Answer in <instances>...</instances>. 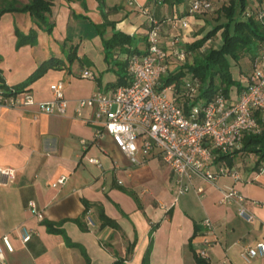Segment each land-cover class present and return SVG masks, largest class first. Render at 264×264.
<instances>
[{
	"label": "crops",
	"instance_id": "0c3cea01",
	"mask_svg": "<svg viewBox=\"0 0 264 264\" xmlns=\"http://www.w3.org/2000/svg\"><path fill=\"white\" fill-rule=\"evenodd\" d=\"M9 1L0 0V8ZM17 1V6L31 2ZM52 9L49 20L56 30L51 34L27 11L9 10L0 19V68L6 83L24 82L42 61L57 56L61 66L52 67L29 88L37 101H51L53 83L65 81L70 99L66 115L48 114L37 105L0 108V166L17 170L14 179L0 171V240L7 233L15 244L14 252L4 248L6 257L0 264H88L82 248L92 264H116L118 259L144 264L151 243V264H199L192 244L199 254L207 247L205 239L213 243L208 252L212 264H264L262 255L250 261L243 256L264 242V172L257 161L236 162L243 172L240 180L228 174L212 182L197 178L191 192L178 196L173 168L158 154L148 163L134 164L112 136L97 137L100 125L92 120V109L84 108L82 116L78 113L81 98L96 90L109 91L121 79L118 70L123 63L106 59L104 37L96 23L115 22L107 27L106 37L114 30L137 34L138 47L147 52L154 21L162 26L161 44L172 48L175 36L180 35L184 45L204 37L200 29L208 18L191 11V0H107L104 12L99 0H55ZM75 11L85 15L78 17ZM182 17L189 27L176 26ZM17 28L25 33L37 28L40 40L19 47ZM75 47L78 56L70 61ZM128 52L118 49L117 62H126ZM244 60L253 64L241 68L239 76L232 68L241 80L240 87L233 86V97L251 78L255 60L249 56L240 61ZM86 68L95 71V80L81 75ZM109 70L113 75L106 78ZM61 177L64 183L59 182ZM226 185L244 193L249 210L257 214L256 222L240 215L238 204L221 201ZM31 200L45 211L43 221L29 208ZM208 218L211 229L205 226ZM49 223L68 237L50 232ZM196 226L200 233L193 239ZM21 227L33 229L29 242L20 236Z\"/></svg>",
	"mask_w": 264,
	"mask_h": 264
},
{
	"label": "built area",
	"instance_id": "2783aa9c",
	"mask_svg": "<svg viewBox=\"0 0 264 264\" xmlns=\"http://www.w3.org/2000/svg\"><path fill=\"white\" fill-rule=\"evenodd\" d=\"M221 1L191 0V11L205 13L214 10ZM260 15L261 18L264 16L263 10ZM177 21V27L190 26L183 17ZM161 28V24L154 21L148 33L147 52L127 53V82L81 98L77 103L79 115L84 114V108L92 109V120L100 125L96 130L97 137L112 136L117 148L136 165L148 163L158 154L173 168V186L178 196L191 192L197 178L212 182L228 174L240 180L243 177L240 165L231 166L227 159L219 157L242 148L246 135L260 134L264 130V48L254 62L250 81L237 97L222 90L205 102L200 98L202 82L198 78H185L180 91L172 84L160 88L165 74L171 70V56L177 54V58L184 59L187 55L184 43L178 42L181 37L172 42V48L161 44ZM81 75L96 79L95 71L87 68ZM66 88L65 81L54 82L51 90L55 95L51 101H37L30 89L7 91L0 88V108L37 105L48 114L66 115L70 101ZM181 95L183 102H179ZM184 102L188 103L189 109ZM258 169L264 172V162ZM0 171L10 179L17 174L14 167L0 166ZM59 182L64 183L65 178L61 177ZM221 201L238 204V213L248 222H256L257 214L249 210L246 196L237 188L226 185ZM29 208L39 220H44L46 213L38 208L35 200L29 202ZM88 220L92 226L96 225L92 217ZM204 222L208 229L212 228L211 219ZM32 231V228L21 227L20 236L24 242L30 241ZM205 243L207 247H203L199 255L210 260L208 252L213 243L208 239ZM14 245L12 237L4 234L0 240V258L6 257L4 248L14 252ZM257 255L264 256L262 241L243 252L249 261Z\"/></svg>",
	"mask_w": 264,
	"mask_h": 264
},
{
	"label": "trees",
	"instance_id": "16d2710c",
	"mask_svg": "<svg viewBox=\"0 0 264 264\" xmlns=\"http://www.w3.org/2000/svg\"><path fill=\"white\" fill-rule=\"evenodd\" d=\"M84 3L87 0H83ZM107 0H99V7L104 12L106 9ZM260 2L263 5L262 10L264 11V0H255ZM55 3V0H31L30 3L18 5L17 0H10L7 5H4L0 8V19L3 15L9 10L15 11H27L34 18L40 26L46 27L48 31H51L55 27V23L49 21L50 13L52 12V6ZM250 0H230L229 4H224L222 6V13L226 20L220 22V24L213 26L210 30L207 31L206 35L202 38L193 40L191 43L184 45L186 51L192 52L196 50H201L205 47L206 42L217 36L220 31H222L221 46H213L207 48V50L200 56L195 57V61L192 64L185 63L176 70H169L165 77L162 80V85L160 88H163L167 84L174 85L177 89H181L182 83H184L185 78H198L201 83V100L208 102L212 97L216 96L220 91H224L226 94L231 95L233 86H241V80L235 77V74L232 71L234 66V61H240L245 55H250L251 58L256 60L258 54L262 51L264 45V16L261 18V11H259L257 16L248 12L250 8ZM259 16V17H258ZM115 25L114 21L106 20L104 24L96 23L97 27L100 29V33L104 37V48L107 51V60H114L117 64H122V71L118 70V74L121 79L119 83L113 84L114 86H120L123 83L127 82V63L125 61L117 62L115 59V53L118 49H126L131 52H143V49L139 48L137 45L138 35H131L124 30H114L111 36L105 35L107 27L109 25ZM38 29H32L31 32L25 33L17 28V36L19 39V47L23 46L25 43L37 44L38 42ZM133 47L134 49H131ZM78 56V51L73 49L70 54V61H74ZM1 57V55H0ZM63 61L57 56H52V58L42 61L39 64L37 71L32 75H29L24 82L16 85H8L4 79L3 71L0 68V88L17 91H24V89H30L29 85L33 84L37 79L46 74L52 67H60ZM126 72V73H125ZM180 96L179 102H183ZM186 103V102H184ZM187 109H189L188 103H186ZM264 128V124H263ZM244 146L238 150L230 153H225L220 155L219 159H227V161L234 166L236 164V155L239 152H248L255 153L259 157L257 160V167L261 166L264 162V130L262 133H252L246 135L243 140ZM102 215H104L102 213ZM112 223V221H107ZM50 232H61L66 237H68L62 228H54L50 223ZM156 226H153L151 229L152 240L155 232ZM196 232L193 236V239L196 238L199 233V227L196 226ZM193 239H191V244ZM151 240V242H152ZM71 245H76L82 248L78 242H73ZM152 243L144 255V264H151L150 254H152ZM194 249V256L199 264H212L211 261L205 258L202 255H199L197 250L192 244ZM83 252L86 255V260L88 264H92L88 252L84 248ZM116 264H126L123 260L118 259Z\"/></svg>",
	"mask_w": 264,
	"mask_h": 264
},
{
	"label": "rangeland",
	"instance_id": "374dc122",
	"mask_svg": "<svg viewBox=\"0 0 264 264\" xmlns=\"http://www.w3.org/2000/svg\"><path fill=\"white\" fill-rule=\"evenodd\" d=\"M229 1L230 0H222L215 7L214 10H210V11H207L205 13H200V14H202V16L204 18H208L207 21H206V24L204 25V27H202L200 29V32H202L204 35H206L207 31L210 30L211 28H213V26H216V25L220 24V22L226 20V17H224V15L222 13V6L224 4H226V5L229 4ZM250 2H251V4H250V8H249L248 12L254 14V16H257L259 11L262 10L263 5L260 4V2L255 1V0H250ZM75 15L80 17V16H84L85 14L80 12V11H78V12L75 11ZM95 26H97V25H95ZM55 30L56 29L54 27L51 31H48V33L49 34L54 33ZM221 32L222 31H220V33L217 36H215L214 38H212L211 40H208L206 42L205 47L202 48L200 51L199 50H196V51L194 50L192 52L188 51L187 55L184 57V59L177 58V56H178L177 54H174L173 56H171V58H170L171 70H176V69H178L179 67H181L185 63L186 64L187 63L192 64L195 61L194 60L195 57L202 55L207 50V48L210 47V45L217 46V47L221 46V39H222V33ZM179 36L180 35L175 36L174 40L177 41ZM37 38H38V40H40L38 35H37ZM182 41H184L183 38H181V41H178V42H182ZM171 47H172V42H171ZM249 56L250 55L247 54L244 57L249 58ZM233 61H234L233 70L236 73V76H239L238 72L240 71L241 68L245 70V69H247V65L248 64L251 65V66L253 64L252 60H250V62H248V61L246 62V60H244L243 63H242V61H237L236 59L233 60ZM246 71H249V69L246 70ZM112 75H113V71L109 70V72H106V76H107L106 78H109ZM258 158L259 157L255 153L252 154V153H248V152H245V151L243 152L242 151V152H239L236 155V162L239 163L240 161H242L244 159H245V161H247V159H248L249 163L253 164V162L255 163L258 160Z\"/></svg>",
	"mask_w": 264,
	"mask_h": 264
}]
</instances>
